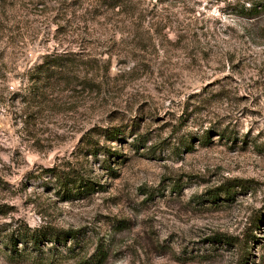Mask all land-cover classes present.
<instances>
[{
    "label": "rangeland",
    "instance_id": "374dc122",
    "mask_svg": "<svg viewBox=\"0 0 264 264\" xmlns=\"http://www.w3.org/2000/svg\"><path fill=\"white\" fill-rule=\"evenodd\" d=\"M111 1L0 0V264H264V12Z\"/></svg>",
    "mask_w": 264,
    "mask_h": 264
},
{
    "label": "trees",
    "instance_id": "16d2710c",
    "mask_svg": "<svg viewBox=\"0 0 264 264\" xmlns=\"http://www.w3.org/2000/svg\"><path fill=\"white\" fill-rule=\"evenodd\" d=\"M251 1V2H250ZM104 2V1H103ZM124 0H112L110 3H106V5L111 9L118 8L119 12H123V5ZM122 8V9H120ZM264 12V0L262 1H252L248 0V6L244 5L242 7V10L236 11L238 14H240L243 17L247 18H253L258 14L259 12ZM71 59L65 57L63 54H48L44 58V60L40 63H38L34 67L35 73L31 76V82L32 85H38L40 82L43 81H49L50 79H53L57 76V72L63 73L65 76L69 73L68 67H66L68 64H70ZM47 81V82H48ZM64 81V80H62ZM39 88V87H38ZM32 92V87L30 90H28V93ZM77 233V231H53V232H46L42 229H35L30 234H27L26 237L30 238L34 244H38L42 238L43 235H50L51 238H54L55 240H61L65 239L67 236H74ZM18 236V235H17ZM22 236V235H21ZM15 237V234L11 235L10 240L13 242ZM20 238V236H18ZM14 244V243H13ZM15 245V244H14Z\"/></svg>",
    "mask_w": 264,
    "mask_h": 264
}]
</instances>
